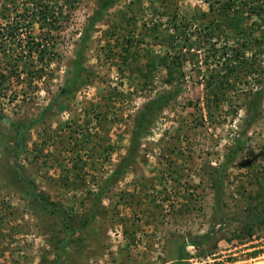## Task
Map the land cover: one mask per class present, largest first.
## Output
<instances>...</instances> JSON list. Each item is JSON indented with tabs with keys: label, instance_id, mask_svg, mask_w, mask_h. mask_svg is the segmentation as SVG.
<instances>
[{
	"label": "rangeland",
	"instance_id": "rangeland-1",
	"mask_svg": "<svg viewBox=\"0 0 264 264\" xmlns=\"http://www.w3.org/2000/svg\"><path fill=\"white\" fill-rule=\"evenodd\" d=\"M215 1L0 0V264H264V0Z\"/></svg>",
	"mask_w": 264,
	"mask_h": 264
},
{
	"label": "trees",
	"instance_id": "trees-1",
	"mask_svg": "<svg viewBox=\"0 0 264 264\" xmlns=\"http://www.w3.org/2000/svg\"><path fill=\"white\" fill-rule=\"evenodd\" d=\"M113 1L114 0H100L98 11L95 13L94 17L91 18L90 26H93L95 21H97V19L100 17V14L104 10V8L106 6H109ZM219 1L220 0H216L214 2V4L219 2ZM230 3H232L231 0H230ZM214 4L213 3L208 4V11H210V12H213L215 10L219 11V13H221L225 17L227 16L226 13H228V11L231 12L232 7H233V6H231V4H229L227 2H221V1L219 3V6L218 7L216 6L217 8L214 7ZM260 7L255 6V5L252 7L250 6V10H251V12H253L254 14L257 15V14H259V11L257 9H260ZM38 13L41 14L40 17L44 23L48 21L47 17H46L45 10H39ZM42 24H41V28H45L47 25L46 23L43 25ZM257 43L262 44L264 46V38L260 41H257ZM43 52H44V50H40L39 54L37 55V57L40 61L42 60V58L44 56ZM229 71H231V69H229ZM171 73L172 72L169 70L168 74L171 75ZM72 81H74V80L71 79V80L67 81L66 86L62 89V93H65L66 88L71 84ZM256 98L257 97L255 96V98H251V100L248 101V104H247L248 111L251 112L253 110ZM169 99L170 98L165 96V95L157 96V97L153 98L151 101L147 102L145 104L144 108L139 112V114L136 115L135 121L133 124V129H132L131 136H130L129 148L127 150L126 160L131 153L137 151V149L139 147L140 137L146 131V129L148 127L147 122L149 120V117L153 114V112H155L156 109L162 107L165 103H167ZM251 114H252V112H251ZM11 125L16 130L17 137H21L24 133H26V131L28 129V128H26V126L24 127V125L19 124V123H12ZM15 155H18V152ZM19 181H20L19 184L21 186L25 187V189H23L22 192L24 194H26L27 200L29 203H31L32 205H35L38 203L40 205H44L45 207H47L50 210L51 213H53L58 218H60L62 220L63 227L67 228L66 220L64 218L65 213L61 212L59 209L55 208L53 203L48 202V199L46 198L44 193L36 191L33 181H31L29 179L22 178L21 176L19 177ZM205 237L207 238V236H205ZM70 239H71V236L67 235V238L65 239L64 242L67 243V241H69ZM203 242L197 243L195 241H192V243H195L197 245H200ZM58 259H59V256L56 255L55 259L50 264H56V261ZM183 259L184 258H183V249H182L178 254L177 262H175V264H181V261H183Z\"/></svg>",
	"mask_w": 264,
	"mask_h": 264
}]
</instances>
